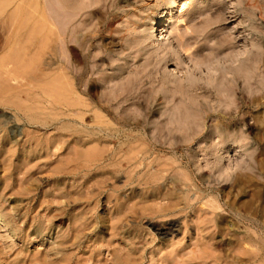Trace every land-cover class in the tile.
Here are the masks:
<instances>
[{
    "label": "rangeland",
    "instance_id": "rangeland-1",
    "mask_svg": "<svg viewBox=\"0 0 264 264\" xmlns=\"http://www.w3.org/2000/svg\"><path fill=\"white\" fill-rule=\"evenodd\" d=\"M22 1L0 0V60L30 16L0 68V264H264V0H45L38 33Z\"/></svg>",
    "mask_w": 264,
    "mask_h": 264
},
{
    "label": "bare ground",
    "instance_id": "bare-ground-1",
    "mask_svg": "<svg viewBox=\"0 0 264 264\" xmlns=\"http://www.w3.org/2000/svg\"><path fill=\"white\" fill-rule=\"evenodd\" d=\"M20 1H22V0H20ZM24 2H25V0H23ZM22 1V2H23ZM176 1L177 0H172V2L171 3H173V2H175L176 3ZM2 2V1H1ZM9 2V1H8ZM29 2H31V0L29 1ZM32 2H33V0H32ZM56 2V1H55ZM54 2V3H55ZM79 2H83V1H78V4L77 3H73V1L72 2H70V0H66V3H65V5H63V8L64 9H67L68 11H72L73 13L74 12H78L81 8H82V4L81 3H79ZM11 3H14L13 1L11 2ZM28 3V2H27ZM26 3V4H27ZM8 4V3H7ZM17 4H20V2L19 3H17ZM29 5V4H28ZM30 5H32V3H30ZM58 5V4H57ZM13 6V5H12ZM18 6H20V5H17V8H16V11H15V13H14V18H13V20H11L10 21V25L8 24V23H6V25H4V27H6L7 25L8 26H10V27H12L11 29H10V33H9V35L7 36V38H6V42H5V45L6 46H8L9 47V51H8V55L7 56H5L4 58H2L1 60H0V68L1 69H3V71L4 72H8L7 74H9V73H11V72H13V70L16 68H14V69H12V68H9V69H11L10 70V72L9 71H6V69L8 70V65L9 64H11V61H14L15 63H16V61L15 60H17V52H18V50H16V47H15V45L18 43L17 41H18V38L20 37V35H21V33H23L22 32V30H23V26L25 27V24H28V22H29V17H24V16H22V12H24L23 11V9H22V7H19L18 8ZM24 6V5H23ZM2 7V8H1ZM8 7V6H7ZM29 7H31V11H35L38 15L35 17V19L34 18H32L33 19V21H32V26H33V30H32V32H39V31H41V30H46V29H48V26H49V29H50V25H48V24H51V26H53V29H54V27H56V24H55V22H54V18H51V14H52V12L51 11H53L52 9V6H51V4H49V3H47V1H45V0H40V1H37V3H35V6H29ZM13 8H14V6H13ZM12 8V9H13ZM34 8V9H33ZM57 8V7H56ZM55 8V9H56ZM1 9H5V11H6V7H5V5H2V6H0V10ZM24 9H25V6H24ZM26 9H29L28 7L26 8ZM25 9V10H26ZM33 9V10H32ZM58 9V8H57ZM3 11V10H2ZM4 11V12H5ZM29 11V12H28ZM27 11V13H28V15H30L29 13H33V14H35V12H30V9ZM55 11V10H54ZM58 11V10H57ZM12 12H13V10H12ZM51 13V14H50ZM68 13V12H67ZM79 13V12H78ZM77 13V14H78ZM33 14H32V16H33ZM3 15V14H2ZM2 15H1V17H2ZM80 15V14H79ZM59 16L60 15H58V18H59ZM63 16H65V15H63ZM68 18L69 17H71V14L70 15H66ZM65 16V17H66ZM78 16V15H77ZM12 17V16H11ZM64 17V18H65ZM81 18V17H80ZM15 19H16V21H15ZM70 19V18H69ZM8 20V19H7ZM7 20H5L4 21V23L7 21ZM60 20V19H59ZM68 20V19H67ZM95 20V19H94ZM57 21V20H56ZM70 21H71V19H70ZM166 21V20H165ZM8 22V21H7ZM67 22V21H66ZM81 22V21H80ZM3 23V24H4ZM59 23V22H58ZM63 23H65V22H63ZM2 24V25H3ZM92 24V23H91ZM2 25L0 24V28H2ZM21 25H22V28H21ZM62 26H63V24H62ZM162 26V25H161ZM3 27V28H4ZM101 27V26H100ZM164 27V26H163ZM30 28H31V26H30ZM64 28V27H63ZM69 28V27H68ZM8 29V28H7ZM73 29V28H72ZM163 29V28H162ZM21 30V31H20ZM47 31V30H46ZM51 31V30H50ZM71 31V30H70ZM70 31L67 33V34H70ZM162 31V30H161ZM54 32V31H53ZM64 32V31H63ZM96 32V31H95ZM94 32V33H95ZM30 33V32H29ZM57 33V32H56ZM72 33V32H71ZM33 34V33H32ZM73 34V33H72ZM79 33H77V35H78ZM97 34V33H96ZM37 34L35 33L34 35H30L31 36V38H32V36H36ZM74 36L73 37H76L75 35L76 34H73ZM44 36V35H43ZM50 36V35H49ZM52 36H53V33H52ZM70 35H68V37H69ZM72 36V35H71ZM98 36V35H97ZM25 37V36H24ZM62 37V36H61ZM79 36H77V38H78ZM47 38V37H46ZM80 38H82V37H80ZM48 39V38H47ZM46 39V40H47ZM65 38H63V40H64ZM68 39V38H67ZM72 39V38H71ZM91 39V38H90ZM35 40V39H34ZM30 41H32V40H30ZM40 41V40H39ZM49 41V40H48ZM65 41H66V39H65ZM68 41V40H67ZM66 41V42H67ZM71 41V40H70ZM42 42V41H41ZM47 42V41H46ZM23 43V42H22ZM28 43V42H27ZM29 43H31V42H29ZM28 43V44H29ZM35 43V42H34ZM60 43V42H59ZM70 43V42H69ZM19 44V43H18ZM47 44V43H46ZM39 45V44H38ZM22 46V45H21ZM29 46V45H28ZM41 46V45H40ZM39 46V47H40ZM43 46H45V45H43ZM47 46V45H46ZM45 48V47H44ZM48 48V47H47ZM15 49V50H14ZM19 49V48H18ZM34 49V48H33ZM38 49V48H37ZM61 49V48H60ZM22 50V49H21ZM21 50H19V51H21ZM24 50V49H23ZM22 50V51H23ZM26 50V49H25ZM17 51V52H16ZM36 51V50H35ZM24 52V51H23ZM43 52V51H42ZM32 53V52H31ZM72 53V52H71ZM26 54V53H25ZM35 54V53H34ZM34 54H31L32 56L34 55ZM21 55V54H20ZM41 55V54H40ZM67 55H68V53H67ZM23 56V55H22ZM21 56V57H22ZM35 56V55H34ZM18 57H19V55H18ZM41 57V56H40ZM26 58V57H25ZM33 58V57H32ZM36 58V57H35ZM54 58V57H53ZM68 58V57H67ZM67 58H65V59H67ZM23 59V58H22ZM42 59V58H41ZM69 59V58H68ZM19 60H21V59H19ZM18 60V61H19ZM31 60H33V59H31ZM47 60V59H46ZM13 62V63H14ZM22 62V61H21ZM31 61H29V63H30ZM25 63V62H24ZM28 63V64H29ZM69 63V62H68ZM35 64H36V62H35ZM12 65V64H11ZM26 65V64H25ZM34 65V64H33ZM37 65V64H36ZM52 65V64H51ZM19 66H21L20 64H19ZM69 66V65H68ZM25 68V67H24ZM24 68H22L21 67V71H22V69L24 70ZM33 68V67H32ZM16 69H18V68H16ZM31 69V68H30ZM63 69V68H62ZM70 69V68H69ZM79 69V68H78ZM61 70V69H60ZM15 71V70H14ZM17 71V70H16ZM20 71V72H21ZM19 72V71H18ZM17 72V73H18ZM28 72H30V71H28ZM33 73V72H32ZM31 73V74H32ZM3 74V73H2ZM16 74V73H15ZM21 74V73H20ZM19 74V75H20ZM25 74V73H24ZM29 74V73H28ZM83 74V73H82ZM12 77V80L13 81H15L16 80V78L14 77V74H10ZM18 75V74H17ZM3 76V75H2ZM1 75H0V77H2ZM8 76V75H7ZM24 76H26V75H24ZM57 76V75H56ZM61 76V75H60ZM64 76H65V78H64ZM64 76L62 77L63 79H66V75L64 74ZM88 76V75H87ZM86 76V77H87ZM80 77V76H79ZM81 77H82V75H81ZM7 78V77H6ZM10 78V77H9ZM56 78H58V77H56ZM78 78V77H77ZM2 79V78H1ZM0 79V80H1ZM18 79V78H17ZM54 80H55V78H53ZM80 79V78H79ZM4 80V79H3ZM56 80H58V79H56ZM55 80V81H56ZM69 80V81H68ZM68 80H65V81H63V85H61V84H59L60 86H63L60 90L61 91H63V95L61 94L62 92L59 90V92H58V90H57V93L59 94L60 92V94H61V96L62 97H64V101L62 102V104L64 105V108L66 107V109L67 110H69V109H74V111H76L75 110V108H77L78 110H81L80 108H82V107H78V105L80 104L79 103V101H77V100H74V99H71L70 97H71V95L73 94L74 95V91L77 89V88H75L74 86H73V84H72V81H70V79H68ZM62 81H60L61 83H62ZM5 82V81H4ZM3 82V83H4ZM7 82V81H6ZM16 82V81H15ZM20 83V82H19ZM27 83V82H26ZM51 83L53 84V85H55V83H53L52 82V80H51ZM30 84V83H29ZM57 83H56V85L57 86H59ZM7 85V84H6ZM6 85H4V86H6ZM41 85V84H40ZM45 85V84H44ZM47 85V84H46ZM49 85L50 86H52L50 83H49ZM83 85V84H82ZM41 86H43V85H41ZM50 86H48V87H50ZM1 87V86H0ZM3 87V86H2ZM9 87V86H8ZM79 87V86H78ZM119 87V86H118ZM21 88V87H20ZM24 88V87H23ZM50 88H52L53 89V91H54V88H53V86L52 87H50ZM55 88H56V86H55ZM58 88V87H57ZM80 88V87H79ZM3 90V89H2ZM21 90V89H20ZM36 90V89H35ZM78 90V89H77ZM28 91V90H27ZM41 91V90H40ZM47 92H48V90H46ZM56 91V90H55ZM54 91V92H55ZM82 92V91H81ZM17 93V92H16ZM76 93V92H75ZM80 93V92H79ZM44 94V93H43ZM51 94V93H50ZM50 94H48V95H50ZM52 95V94H51ZM76 95V94H75ZM87 95V94H86ZM60 96V95H59ZM80 96V95H79ZM55 97V96H54ZM61 97V98H62ZM77 97V96H76ZM14 98V97H13ZM29 98V97H28ZM40 98V97H39ZM61 98H59V99H61ZM30 99V98H29ZM58 99V98H57ZM58 99V100H59ZM78 99H79V97H78ZM7 99H5V101H6ZM63 100V99H62ZM54 101H56V100H54ZM7 102H9V104H11V102L10 101H6V102H3L2 101V103L1 104H3V103H7ZM18 102V101H17ZM57 103V102H56ZM13 104V103H12ZM22 104V103H21ZM60 104V103H59ZM50 105V104H49ZM98 105V104H97ZM80 106V105H79ZM85 107H87V106H85ZM36 108H38V107H36ZM40 108V107H39ZM103 108V107H102ZM17 109V108H16ZM32 109V108H31ZM85 109H87V108H85ZM105 109V108H104ZM18 110V109H17ZM28 110V109H27ZM34 110V109H33ZM41 110V109H40ZM77 110V111H78ZM106 110H108V109H106ZM83 112V111H82ZM84 113H86V112H84ZM69 114H70V112H69ZM109 114V113H108ZM75 115V114H74ZM78 115V114H77ZM76 115V116H77ZM71 116V115H70ZM73 116V115H72ZM80 116L82 117L83 115L82 114H80ZM80 116L78 115V117L80 118ZM64 117V116H63ZM77 117V118H78ZM32 118H34V117H32ZM36 119V118H35ZM51 119V118H50ZM82 119V118H81ZM119 122H120V120H119ZM81 124V123H80ZM139 124V123H138ZM138 126V125H137ZM136 126V127H137ZM101 129H103L102 127H100ZM100 131V130H99ZM106 132H108V131H106ZM111 146V145H110ZM95 154V153H94ZM1 215V214H0ZM3 220L4 219H2L1 217H0V223H2L3 222Z\"/></svg>",
    "mask_w": 264,
    "mask_h": 264
}]
</instances>
